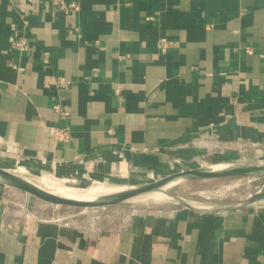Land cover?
<instances>
[{
	"label": "crops",
	"instance_id": "obj_1",
	"mask_svg": "<svg viewBox=\"0 0 264 264\" xmlns=\"http://www.w3.org/2000/svg\"><path fill=\"white\" fill-rule=\"evenodd\" d=\"M63 1L78 10L0 0V154L143 177L264 150V0ZM8 195L24 199L0 184V264H264V205L97 227L33 214L31 198L23 217Z\"/></svg>",
	"mask_w": 264,
	"mask_h": 264
},
{
	"label": "rangeland",
	"instance_id": "obj_2",
	"mask_svg": "<svg viewBox=\"0 0 264 264\" xmlns=\"http://www.w3.org/2000/svg\"><path fill=\"white\" fill-rule=\"evenodd\" d=\"M251 149L252 151L248 152L244 158H240L238 160L229 159L219 161L215 159L213 155H210L208 158L201 159L200 162L193 165H181V163L178 164V160L172 161L167 164L168 167L166 166V170H161V172L156 175L143 177H133L130 175L123 176V173H119L116 168L108 170V167H101L95 162H91L89 165L85 164L83 166H77V168L74 167L63 172L52 162L37 160L21 154H0V167H3V169L11 172L14 170L15 166L24 164L26 167L34 168L37 172H42L44 174L52 173V175L57 177H62L63 175L68 176L74 174L75 172H80V174L83 175L82 179L77 180L68 177L69 181H72L75 186L82 185L84 187H89L94 184V182H106L112 183L116 187L121 188L158 181L169 174L178 172L183 166L184 168L197 169L220 164H264V150H261V148ZM26 178L28 177L26 176ZM248 179L251 178L224 177L207 180H195L175 184L169 187L167 191L187 203L200 207L238 204L264 196V178H252L255 179L252 182H248ZM259 188H263L261 192L262 194L257 195L255 192L259 190ZM12 191L19 196L22 195L24 199L21 197L14 199L13 197L10 198L11 196L8 195V197L4 198L5 203L7 206L12 207V209L14 208L15 211L19 210V207L21 206L23 217L26 216L29 218V198H31L38 204V207L31 209L33 214L41 213L45 215V217H48V220H57L62 223L77 222L81 224H95L97 227L121 224L128 221L132 217L145 213L156 212L163 208L183 207L181 204L171 200L153 203L149 199L142 200V197H140L129 200L120 205L82 209L48 204L20 190L12 188Z\"/></svg>",
	"mask_w": 264,
	"mask_h": 264
},
{
	"label": "water",
	"instance_id": "obj_3",
	"mask_svg": "<svg viewBox=\"0 0 264 264\" xmlns=\"http://www.w3.org/2000/svg\"><path fill=\"white\" fill-rule=\"evenodd\" d=\"M224 177L264 178V164H220L219 168L216 165V167L208 166L197 169L182 170L152 183L128 186L111 194H103L79 201L56 198L42 188H39L35 184L29 182L26 178L0 168V184L20 190L48 204L73 208H99L105 206H115L153 193L165 194L167 200L179 203L184 208H188L199 213L229 212L264 205V196H261L238 204L200 207L187 203L167 191L169 187L179 183Z\"/></svg>",
	"mask_w": 264,
	"mask_h": 264
},
{
	"label": "bare ground",
	"instance_id": "obj_4",
	"mask_svg": "<svg viewBox=\"0 0 264 264\" xmlns=\"http://www.w3.org/2000/svg\"><path fill=\"white\" fill-rule=\"evenodd\" d=\"M217 167L219 168V165H217ZM11 172L23 178H26L27 176L28 178L26 179L29 182L35 184L39 188H42L50 195L56 198L70 200V201L86 200L88 198H93L95 196H100L103 194L104 195L111 194L113 192L125 188V187L118 188L114 184L106 183V182L105 183L94 182V184H92L89 187H84L82 185L75 186L72 181H69V178L77 179V180L82 179L83 175L80 174V172H75L74 174L68 176L63 175L62 177H57L52 175V173L44 174L42 172H37L34 168L26 167L24 164L15 166L14 170H12ZM141 199L142 200L149 199L153 203H160L167 200L165 194H160V193H153L144 196ZM82 209H86V208H82Z\"/></svg>",
	"mask_w": 264,
	"mask_h": 264
},
{
	"label": "built area",
	"instance_id": "obj_5",
	"mask_svg": "<svg viewBox=\"0 0 264 264\" xmlns=\"http://www.w3.org/2000/svg\"><path fill=\"white\" fill-rule=\"evenodd\" d=\"M50 1H52V3L54 5L58 6L60 9H63V10H68V11H70V10H78V5L76 3H69V4H67L63 0H50ZM10 42H11L12 48H14L16 50H20L21 51V50L27 49V45H26V42L24 40H21V39L14 40V39H12V40H10ZM167 45H168L167 42H164V41L161 42L160 43L161 50L162 51H165L166 48H167ZM57 84L59 86L60 85H65L66 82L63 79L59 78L57 80ZM115 93H119V90L118 89L115 90ZM54 111L56 113H58L59 115H64L65 114L60 105H56L54 107ZM49 133L53 136V138L57 142H67L69 140V138H70V131H69V128L66 127V126L65 127H54V126L53 127H50L49 128ZM214 138L215 137H213V136H210L208 139H205V138L202 139V138H200L199 140H197L195 142V144H200L201 146H207L208 148L209 147L210 148H212V147L213 148H216V146H217L216 144L219 141H218V139H214ZM253 146H255V145H253ZM173 161H176V160H173ZM254 180L255 179H252L251 178V179H248V182H252ZM263 187H264V184H263ZM262 189L263 188H259V190H257L255 193L257 195L262 194L261 193L262 192ZM52 221H57V220H52Z\"/></svg>",
	"mask_w": 264,
	"mask_h": 264
}]
</instances>
